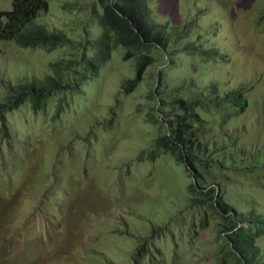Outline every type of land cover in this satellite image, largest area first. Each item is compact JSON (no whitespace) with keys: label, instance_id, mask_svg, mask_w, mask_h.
I'll return each mask as SVG.
<instances>
[{"label":"rangeland","instance_id":"rangeland-1","mask_svg":"<svg viewBox=\"0 0 264 264\" xmlns=\"http://www.w3.org/2000/svg\"><path fill=\"white\" fill-rule=\"evenodd\" d=\"M47 2L49 9L42 11L39 19L36 18L44 22L47 28L45 34H41L34 41L26 40L30 43L17 51L14 50L12 43L23 33L0 38V78L11 93H19V86L22 88L33 81L36 82V86L43 87L49 83L48 79L52 78L50 88L56 87L60 90L62 93L59 94L66 97L67 103L72 104L71 109L76 112H72L69 121L59 119L56 132L62 135L60 147H64L65 150L61 151L58 159L55 156L54 162L50 160L54 154L53 147L51 150L47 149L50 154L45 152L48 156L42 164L35 161L23 164L18 161L21 155L17 149L18 140H22L28 132L22 116L10 124L13 134L9 136V143L0 132V196L14 199V202L6 204L9 212L6 216H3L5 213L2 212L5 205L0 203V264H101L85 256L87 244L80 237L82 232L72 224L70 217L80 208L93 210L96 206L90 200L86 206L79 203L64 204L62 198L66 191L73 195L83 192L80 190L86 188L97 174L98 165L95 162H101L102 158L108 155L112 162L124 163L120 176L111 183L120 186L122 192L132 195L130 199L108 202L106 205L108 210L112 204L122 210L135 208L141 220L140 206L135 204V199H139V193L159 196L161 200V204L157 203L160 204L159 208L156 206L142 208L147 218L145 222L137 221L135 226L128 229L131 232L128 237L132 241L126 243L125 247L122 245L107 247L105 242L94 244L95 249L103 250L108 257L120 254L121 258L117 259L116 264H127L126 262L129 264L130 255L142 249L141 242L147 239L145 237L149 232L159 229V222H162L169 213L177 211L171 218L168 216L166 221L172 219L178 221L183 215L187 216L189 221L192 214L190 190L193 178L182 161L172 157L174 153L177 154L176 149L171 148L172 155L162 156L161 161L153 150L151 159L154 164L148 165L145 169L143 166L137 169L134 166L132 169L125 164L137 154L141 156L143 152L148 151L151 148V139L155 138L158 131L162 135L169 131L166 111L163 113L161 106L160 113L158 112L160 102L166 98V91L160 89H166L174 94L173 91L180 86H187L185 93L182 94L186 103L184 109L186 106L194 109L199 102L205 103L206 98L203 97L211 96V93L207 92L210 87H218L217 92L213 93L214 113L211 111L209 115L214 117L218 111L220 122L222 118H229L230 123L227 124L225 131L233 133L237 128H241V125L240 123L233 125L231 116L220 111V97L225 98L243 88H253L251 97L258 103L242 115L245 119L239 120L247 119L245 133L241 138L256 137L260 142H264V135H257L264 129L261 119L264 116V23L260 20L264 14V0H154L148 8L154 11L159 22L172 27L170 38L179 35L171 41L167 51L162 47L142 50L139 41L123 22L115 17L112 18L115 26L122 33L119 36L105 38L103 30L94 29L89 24L96 20L90 12L93 7H96L95 11L98 14L102 12L103 8L97 0H47ZM11 9L12 0H0V12L5 13ZM75 29L78 40L85 39L86 43L81 45L78 43L75 51H71L69 46H59L62 40L59 34L72 37L71 31ZM141 38L144 40L143 34ZM51 41L58 45L43 50L42 48ZM133 44L136 45V51L132 48ZM194 48H197V52L201 51L204 62L201 63L199 59L188 61L185 52ZM142 55H147V59L142 58ZM62 62L67 65L64 66ZM81 65V72L76 73ZM53 66L58 67L63 76L51 70L55 69ZM139 70L141 78L130 83ZM216 70L218 71L214 73ZM84 75L86 80L83 81V86L89 87L76 84L82 83ZM159 76L161 78L158 82ZM49 93H54V90ZM52 106L48 102L45 105L42 103L38 110L51 113ZM149 117L157 119L160 124L158 131L147 121ZM183 123L182 128L189 127ZM106 125L109 126L108 130L104 129ZM90 127L94 133L87 139L83 133ZM192 127L196 134L202 135L217 134L221 130L220 127H214L211 120L207 128L201 129L198 125ZM126 130L128 134H124ZM63 135L68 137L65 138ZM28 136L30 144L34 136L31 130ZM46 144L48 142L43 145L44 149ZM217 148L225 149L223 146ZM239 156L242 165L245 153ZM80 160H84V164L80 165ZM249 165L252 166L251 163ZM82 170L88 172L84 171L78 176L76 173ZM129 170L135 174L129 175ZM148 171L154 174L146 177ZM51 172L56 174L54 179L40 181L41 185L47 183L45 187L33 186L37 184L38 176ZM246 173L242 170L238 175L230 171L229 179H223L218 193L222 195L223 189L224 201L237 215H247L255 205L258 213L264 215V175L244 176ZM27 177L28 182L23 181ZM134 178L137 180V196L135 188L125 192L128 186L135 185L132 180ZM7 179L13 181H9V189ZM226 190L230 193L228 198L224 196ZM23 191L27 197L33 199L42 198L44 194L52 196L54 193L60 197V206L65 213L64 219H68L69 236L58 241V248L53 252L55 257L51 256L55 262L31 261L37 254L41 257L52 254L48 251L49 245L44 244L43 239L47 236L36 237L27 253L23 254L28 248L26 240H22L24 231L29 230L25 234V239L35 233L34 225L38 219L44 217L45 207L41 205L43 211L31 210L26 219L25 203L21 200ZM162 194H165L166 201ZM84 195H89L86 189ZM215 216V213L209 211L207 216L209 229ZM238 227L244 229L248 226L241 224ZM52 228L55 226L49 225V229ZM196 231H200L198 227ZM189 238L194 240L192 245L188 243ZM210 238L211 233L208 230L200 231L194 239L190 236V229L174 238L164 236L163 241L151 243V253L143 257L140 264H211L212 258L207 259L208 256L203 254L205 242ZM257 242L261 243L264 251V237ZM33 250L36 251L32 252ZM149 257L153 258V263Z\"/></svg>","mask_w":264,"mask_h":264},{"label":"trees","instance_id":"trees-1","mask_svg":"<svg viewBox=\"0 0 264 264\" xmlns=\"http://www.w3.org/2000/svg\"><path fill=\"white\" fill-rule=\"evenodd\" d=\"M97 1L103 8L102 12L98 14L95 11L96 7H93L90 12L96 20L89 24L94 29L99 28L103 30L105 38H110L112 35L119 36L122 33L120 29L116 28L112 19L113 17L123 22L139 41L140 47L143 48L142 50H151L150 48L152 47H162L167 51L171 41L179 37V35H176L170 38L169 35L172 33V27L159 22L154 11L148 8L154 0H111V4L110 0ZM47 9H49L47 0H12V9L5 13L0 12V38L13 37L15 34L23 33L12 44L14 48L26 47L29 44L26 40H33L41 34L46 33L47 28H45L44 22L35 19L41 11L44 12ZM260 20L264 23V14ZM141 34H143L144 40H142ZM59 37L63 39L65 34H59ZM48 45L53 46L55 44L51 41ZM132 48L136 50V45L133 44ZM141 57L146 58L147 55H142ZM62 64L64 66L67 65L63 62ZM53 67L55 68V66ZM81 69L82 65L76 73L81 72ZM218 70L213 72L216 73ZM55 71L59 72V68L56 67ZM59 73L62 75V72ZM160 78L161 76H159V81ZM48 81L49 83L43 87L36 86V82L34 81L29 85H23L22 88L19 86V93H11L10 95H19L18 100L20 102L21 100H25L27 94L32 100L37 101L36 105L39 106L43 100L40 92L49 89L51 87L50 82L53 79L49 78ZM181 88L182 86L173 91L174 94L166 89H160L161 91H166V98L160 102L158 112L161 106L163 113L166 110L165 106L168 104L173 106L175 121L177 122L175 132L179 134L176 137L173 135L174 139L172 140L168 131L167 134L161 136L160 141L162 143L168 142L170 145L160 146L169 155H172L171 148L176 149L177 154L174 153L172 157L179 159L184 165L186 163L185 167L188 172H191L193 178V184L190 190L191 200H187H190L195 209L196 207L197 209L194 214L190 215L189 221L187 216L180 221H166V218L172 214V212L169 213L162 222H159L160 227L155 232L174 238L190 228L193 229V238L195 239L200 234V231L210 230L211 238L205 242L203 254L208 256L207 259L212 258L211 264H264V251L261 243L257 242L264 237V215L258 213L256 205L251 207L247 215H237L236 211L224 201L222 196L223 189L222 195L218 193V190L221 188V183L224 182L223 179H229L230 171H234L240 175L243 170L247 172L244 176L264 175V142H260L256 137L253 139L241 138L245 133L247 119L245 121L239 120L245 119L242 118V115L258 103L251 97L253 88H243L240 91L230 93L225 98L220 97V111L231 116L233 125L236 123H240L241 125V128H237L233 133L225 131L227 124L230 123L229 118H222L220 122V117L217 115L218 111L214 117L209 115L211 111L214 113L212 107L213 93L217 92L218 87H210L207 92L211 93V96L206 95V97H203L206 98L205 103L202 104L199 102V105L194 106V109L190 106H186L184 109L186 103L184 102L182 95L184 92ZM5 95L6 92L0 90V106L3 105L2 102L7 97H10V95ZM195 96L199 98L197 94ZM44 99L47 102V97H44ZM60 101L58 105H61V110L63 111V103L66 100L63 98ZM149 119L153 120L154 118L149 117ZM261 119L262 124H264V116ZM210 120L214 123V127H220L221 130L219 133L208 134L204 138L202 134H196L194 132L192 126L198 125L201 129L204 127L207 128ZM182 123L190 125L189 132L182 133ZM1 131L6 132L4 129H1ZM183 135L188 145H196L197 147L184 150ZM257 135H264V129ZM177 142L182 146L177 145ZM171 145H174V147ZM229 145H234L235 147L231 149ZM217 146H223L225 149L217 148ZM244 153L245 157L242 159L243 163L241 165L239 154ZM250 163L252 166L249 165ZM139 166L148 167V164H140ZM229 195L230 193L226 190L224 196L228 198ZM138 196L141 201L142 218L145 222L147 216L142 211V208L144 206H156L159 208L161 200L159 196L153 197L150 194H144L142 192ZM162 196L165 199V194H162ZM144 201H147V203L144 204ZM158 202L160 204H157ZM209 211L215 213L217 216H215L210 229L208 228L207 217ZM175 223L176 225L173 226ZM241 224H245L248 227L244 229L239 228L238 226ZM171 226L172 229L169 230ZM196 227L200 231H196ZM167 230L169 231L166 232ZM188 243L192 245L194 240L189 238Z\"/></svg>","mask_w":264,"mask_h":264},{"label":"flooded vegetation","instance_id":"flooded-vegetation-1","mask_svg":"<svg viewBox=\"0 0 264 264\" xmlns=\"http://www.w3.org/2000/svg\"><path fill=\"white\" fill-rule=\"evenodd\" d=\"M223 9V8H222ZM38 18V17H37ZM39 19V18H38ZM36 20V19H35ZM72 37H68L65 34V37L63 38V41L61 40L59 42V46H69L71 48V51H75L76 47H78V43L81 45L85 42V39L83 41L78 40L77 36V30H72ZM36 39V38H35ZM33 39V41L35 40ZM32 42V41H31ZM30 43V42H29ZM86 43V42H85ZM22 47L15 48L14 50H19ZM43 50H48L50 49V45L44 46L42 48ZM197 48L194 49H189L188 51L185 52V55L188 58L189 62H192L194 59H199L200 62H204V56L201 54V51L196 50ZM72 61V59H71ZM55 70V69H51ZM140 70L139 72L134 75L133 79L130 80V83L134 82L135 80H139L140 77ZM161 74V71L159 75ZM156 75V74H155ZM85 75L84 79H82V83L76 82L78 86L81 87H89L87 85L83 86V81H85ZM159 81V78H158ZM188 84V82H187ZM187 86L182 85V91L185 93ZM0 90L6 92L5 96H9L11 92H9L2 80L0 78ZM51 90H54V93H49ZM59 93H62L60 90H58L56 87L54 88H49L45 89L40 92L41 98L43 99L40 105H36L35 100H32L30 96L26 94L25 100H21L19 102L18 97L19 95H10V97H7L4 102H2L3 105L0 106V132L1 136L5 139L8 140L9 143V136L13 134L11 128V123H13V120H17L19 116H22V121L24 124L25 129L28 130L27 135L22 139L18 140L19 147H17L18 151L21 152V155L18 159L19 162L26 164L30 161H35L39 164H42L45 161V157L48 156L46 153L50 154V151L53 149V155L52 159L50 158L51 162H54L56 160L55 156H57V159L60 157V153L62 150H65V148H61L60 145L61 143V136L59 132H56V127L58 125L59 119L61 118L62 120L69 121L68 119L71 115L73 110L71 109L72 104L67 103L66 97L63 95L61 96ZM44 97H47V102L51 103L52 106V111L53 112H46L43 110H38L43 103L44 105L47 103ZM62 97V98H61ZM39 98V97H38ZM66 100L63 103V111L61 110V105L59 106V101ZM256 101V100H255ZM61 102V101H60ZM257 102V101H256ZM24 103V104H23ZM67 103V106L65 105ZM22 104V105H21ZM21 105L20 109L19 106ZM25 107H28V109H25ZM166 108V114L167 118L169 119V124H168V129H169V135L170 138L173 140V135L176 137L179 134H176L175 132V127L177 126V122L175 121V113L173 112V106L172 105H167L165 106ZM51 114V115H50ZM105 119H108V116L105 117ZM150 124H153L158 131V128L160 124H158L157 119H147ZM144 123V122H143ZM108 125L104 127L105 130H108ZM205 128V127H204ZM1 129L6 130L7 135H5V131L2 132ZM182 133L184 132H189L190 125L189 127L181 128ZM29 130L32 131L33 133V138L32 142H28V135H29ZM94 131L92 127L86 129L83 133V135L87 136V139L90 134H93ZM71 134V133H70ZM124 134H128L127 130ZM66 137V135H63ZM162 134L158 131L157 135L155 138L151 139V148L143 152L144 149H142L143 154L139 156L140 154H137L139 156L138 158L133 157L129 160V162L125 163L130 166V168L133 169L134 166L139 167L140 164H145L142 161H152L151 159V152L155 150L156 148V142L159 145L166 146L170 145L168 142L162 143L161 140ZM205 138L206 135H203ZM64 138V139H65ZM150 138V136L148 137ZM111 139V138H110ZM177 141V140H176ZM45 142H48L46 144L45 149L43 148V145ZM183 148L184 150H188L191 147H197L196 145H188L186 142V138L183 135ZM70 145L72 143L69 142ZM177 145L182 146L180 143L177 142ZM85 146V145H81ZM230 148H234V145H229ZM146 147V146H145ZM47 149H49L47 151ZM46 152V153H45ZM32 158V159H31ZM34 159V160H33ZM80 165L84 164V160H80ZM98 165V171L96 176L93 178L92 182L88 184L86 188H82L76 195H73L69 192H65L62 201L64 204H77L79 203L81 206H86L88 204V201H92L93 204L96 206L95 209L93 210H86V209H79L77 212H73L70 217H72L73 225L76 226L77 228L80 229L82 232L80 237L82 240L87 244L86 248V253L85 256H88L90 260L99 262L101 264H116L117 259L121 258L120 254H117L112 257H108V255H105V252L101 249H95L94 244L99 242H105L108 246L107 247H117L119 245H122L125 247L126 243L131 242L132 239L128 237V234L131 233L128 231L132 226H135L137 221H143V218L140 220L139 214L136 212L135 208L132 209H127V210H122V209H117L115 204H112V207L110 210L107 208V204L110 201L113 200H119V199H130L132 196L131 193H124L120 190V186H117L115 184H112L111 181H115L120 175V170L122 169V162H117L114 163L112 162V159L110 158V155L103 157L101 162L97 161L95 162ZM132 163V164H131ZM149 163V162H147ZM38 165V164H37ZM186 166V163H185ZM147 167V166H146ZM144 167V168H146ZM85 171V172H84ZM87 173L88 170H82L80 173H76L79 175H82V173ZM129 175L133 173L129 170ZM149 173V171H148ZM146 173V177H151L154 173ZM56 174L48 173L45 175L38 176V181L37 184H33L34 187H45L47 183L40 184V181L42 180H48V178L54 179ZM30 177V176H29ZM29 177L24 179L23 181L29 180ZM43 177V178H42ZM135 183L134 186L132 187H127L125 189V192H129V189L135 188V196H137L138 191H137V180L136 178L132 179ZM9 181L13 182L11 179L6 180L7 187L9 189ZM59 186L57 187L58 190ZM49 189V186H47V190ZM84 189L87 190V193L89 194L88 196L84 195ZM7 192V191H5ZM59 196H56L54 193L52 196L48 194H44L42 198L38 199H33L29 198L26 196V192L23 191V195L21 197L22 202L25 203V213L24 217L27 219L28 214L31 210L38 209L39 211H43L41 208V205L45 206L44 207V217L42 219H38L37 223L34 225L36 226V231L35 233L25 239V234L29 231L28 229H25L23 239L26 240L28 244V248L26 251L23 252L25 255L29 249L30 244L36 237H41L44 238L47 236L46 239L44 240V244L49 245L48 251L52 254L47 255L46 257H41L39 254H37L36 257L31 259V261H36V262H55V259H53L51 256L55 257V253L53 254L54 251L57 250L58 248V241L60 238H66L69 236V231H68V219H64L65 213L63 212V208L60 206L59 202ZM0 203L5 205V208L2 212L5 214L3 216H6L9 214L6 204L8 202H14V199L9 196H0ZM147 201H144V204H146ZM135 204L136 206H140L141 210V201L139 199H135ZM46 208H48V211H46ZM191 211L192 214L196 211L195 207L193 204L191 205ZM2 216V217H3ZM2 219V218H1ZM56 223V224H55ZM49 225L55 226V228L49 229ZM190 229V228H189ZM138 233V232H137ZM165 234L162 236L155 234L154 232L151 234H147L145 238H147L145 241L141 242L142 249H139L138 251H134L130 257L129 264H140L141 259L143 257L149 256L151 253L150 251V245L151 243L155 241H163L162 238ZM190 236H194L193 229H190ZM70 240V239H68ZM51 242H55L54 244H51ZM39 248V246L37 247ZM127 250V248H126ZM36 250H33L32 252H35ZM149 259L153 263V258L149 257ZM1 262V258H0ZM128 264V262H126Z\"/></svg>","mask_w":264,"mask_h":264},{"label":"clouds","instance_id":"clouds-1","mask_svg":"<svg viewBox=\"0 0 264 264\" xmlns=\"http://www.w3.org/2000/svg\"><path fill=\"white\" fill-rule=\"evenodd\" d=\"M42 12V11H41ZM40 12V13H41ZM40 16V14L38 15V17ZM67 36V35H66ZM69 37V36H68ZM62 41H63V39H62ZM55 45H58L57 43H55ZM134 51H136V50H134ZM135 55H136V52H135ZM154 93H156V91H154ZM73 112H76V111H74L73 110ZM71 117L72 116H70L68 119H71ZM169 134V133H168ZM154 152H155V154H156V157H158L159 159H160V161H161V158H162V156H167V155H169V154H167L165 151H164V148L163 147H161L157 142H156V148H155V150H154ZM148 165L149 164H154L153 163V161H150L149 163H147ZM150 166V165H149ZM177 211H174V212H172V214H171V216H170V218L172 217V215H174L175 213H176ZM184 217H186L185 215H183L182 217H180L179 219H178V221H180V220H182ZM172 220H175V219H172ZM170 221V220H169ZM155 233V234H158V235H160V236H162L163 234H160V233H158V232H155V231H151V232H149V234H151V233ZM164 236H166V235H164ZM164 236H163V238H162V240L164 239Z\"/></svg>","mask_w":264,"mask_h":264}]
</instances>
